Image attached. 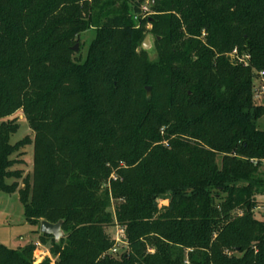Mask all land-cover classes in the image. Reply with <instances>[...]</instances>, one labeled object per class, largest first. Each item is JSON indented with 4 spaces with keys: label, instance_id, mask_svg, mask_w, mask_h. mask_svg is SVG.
<instances>
[{
    "label": "trees",
    "instance_id": "16d2710c",
    "mask_svg": "<svg viewBox=\"0 0 264 264\" xmlns=\"http://www.w3.org/2000/svg\"><path fill=\"white\" fill-rule=\"evenodd\" d=\"M103 1L0 0V192L19 194L33 226L64 221L60 244L40 234L55 264H264V0H128L106 17ZM147 35L155 61L139 51ZM18 113L34 137L12 144ZM36 251L0 244V264H36Z\"/></svg>",
    "mask_w": 264,
    "mask_h": 264
},
{
    "label": "rangeland",
    "instance_id": "374dc122",
    "mask_svg": "<svg viewBox=\"0 0 264 264\" xmlns=\"http://www.w3.org/2000/svg\"><path fill=\"white\" fill-rule=\"evenodd\" d=\"M128 0H104L103 7L100 9L104 10V16H116L120 14L121 9H124L126 5H128ZM129 6V5H128ZM143 7L149 8L146 3ZM101 10H96V14ZM148 15L146 17L153 16V12L150 10L147 12ZM151 29V27H149ZM150 36V51L149 57L150 60L155 61L157 59L156 52V42L155 37L152 35H147L143 38L141 42V48L139 51L143 50L142 46ZM96 37V28L91 27L88 31L82 33L79 37V42H75L74 46L77 44L80 45L79 52H75V58L77 60L84 61L87 57L88 49L91 42ZM149 88V87H148ZM152 93V90H151ZM18 118V123L20 124V129L16 134H14L11 138V143L16 144L25 138H33L34 134L32 133L28 123L25 120V117L22 113H18L15 117ZM258 128L261 131H264V118H262L258 123ZM21 162L20 164L14 167V170L22 171V179H20V183L22 180L32 176L33 172V161H34V147L33 145H29L25 150V155L22 157H17ZM221 162V159H218V163ZM261 172L264 174V164L261 166ZM14 180L9 181L8 183H12ZM21 188L23 185L21 184ZM259 207L256 209V217L259 220H264V195L259 194L258 197ZM162 206L167 204L166 202L160 200ZM117 202H112V207L109 210L110 213H114V208L117 206ZM115 227H111L107 230L110 238L115 232ZM46 243H40V228L29 224L25 217V211L22 203L20 202L19 194H6L0 192V244L10 248V249H18L21 247H25L29 244H34L37 247V251L34 254V260L36 264H40L45 260V257H49L52 259V264H55V259L50 254L52 239H45ZM38 244H41V247H38ZM149 252L152 250L149 248ZM114 257V256H113ZM120 258V257H115ZM188 264V263H187Z\"/></svg>",
    "mask_w": 264,
    "mask_h": 264
},
{
    "label": "built area",
    "instance_id": "2783aa9c",
    "mask_svg": "<svg viewBox=\"0 0 264 264\" xmlns=\"http://www.w3.org/2000/svg\"><path fill=\"white\" fill-rule=\"evenodd\" d=\"M144 10H146V8ZM231 57L239 63L248 65L249 59L247 57L240 58L237 50L233 52ZM253 98L257 104L264 105V72H260L258 76L255 77ZM112 178L116 180L115 175L112 176ZM115 228V232L111 237L113 247L110 250L109 255L114 257H121L129 251V243L127 239L126 229L120 226H116ZM38 247H41V244H38Z\"/></svg>",
    "mask_w": 264,
    "mask_h": 264
},
{
    "label": "water",
    "instance_id": "95a60500",
    "mask_svg": "<svg viewBox=\"0 0 264 264\" xmlns=\"http://www.w3.org/2000/svg\"><path fill=\"white\" fill-rule=\"evenodd\" d=\"M154 3L155 0H152ZM150 36L147 37L145 40L142 48L144 51L149 52L150 51ZM80 45L77 44L72 48L74 52H79ZM147 91V97L151 96V88H146ZM64 221H60L57 224H52L48 221H42L40 224V234L43 236H50L52 237L56 244H60L61 240L66 237V233L63 230Z\"/></svg>",
    "mask_w": 264,
    "mask_h": 264
},
{
    "label": "flooded vegetation",
    "instance_id": "af4514ba",
    "mask_svg": "<svg viewBox=\"0 0 264 264\" xmlns=\"http://www.w3.org/2000/svg\"><path fill=\"white\" fill-rule=\"evenodd\" d=\"M150 3H153V2L150 1ZM150 3H149V4H150ZM148 11H149V8H146V10H145V12H144V14H145L144 17H146V16L148 15V13H147ZM148 17H149V16H148Z\"/></svg>",
    "mask_w": 264,
    "mask_h": 264
},
{
    "label": "crops",
    "instance_id": "0c3cea01",
    "mask_svg": "<svg viewBox=\"0 0 264 264\" xmlns=\"http://www.w3.org/2000/svg\"><path fill=\"white\" fill-rule=\"evenodd\" d=\"M46 258V257H45Z\"/></svg>",
    "mask_w": 264,
    "mask_h": 264
}]
</instances>
